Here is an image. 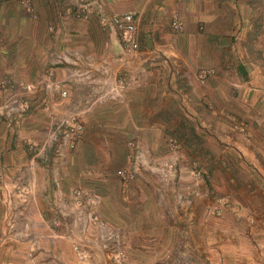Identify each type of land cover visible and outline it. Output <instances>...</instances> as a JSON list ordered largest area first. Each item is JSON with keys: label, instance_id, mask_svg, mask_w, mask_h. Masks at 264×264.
<instances>
[{"label": "rangeland", "instance_id": "obj_1", "mask_svg": "<svg viewBox=\"0 0 264 264\" xmlns=\"http://www.w3.org/2000/svg\"><path fill=\"white\" fill-rule=\"evenodd\" d=\"M79 1L71 0L63 7L78 16L76 9ZM1 2L0 27L14 26L10 17L16 15L15 7H11L6 14L2 4L4 1ZM10 2L17 7L23 5L25 14L36 20V6L32 0ZM89 2L91 12L87 18L75 17L77 20L67 25L74 27L70 35L63 38L61 50L53 56V60H59L58 55L66 53L70 62L52 63L48 58L42 59L44 67L40 75L35 76L36 69L34 72L29 70L28 73H34L36 78L31 79L30 76L27 81L15 80L10 74L0 77V80L15 83L13 87L0 88V264H14L15 260L23 264V259L28 264L33 260L35 264L222 263L219 256L211 255L207 250L209 243L212 245L206 232L207 222L236 217L254 222L252 211L244 210L242 213L238 200L254 206L264 204V172L255 171V167L264 168V156L255 164L245 163L236 157L237 152L233 149L236 138L229 139L235 131L246 132L251 115L247 112L216 114L210 120L211 127L205 126V130L198 125L199 130H192L197 134L195 136L183 124H177V127L164 131L168 137L165 144L149 147L141 146L134 137L127 139L131 137V131H128V136L127 131L96 130L95 126L88 129V121L95 119L98 106L105 103L106 98L100 99L101 95L105 96L100 85H106L108 92L114 96L121 92L114 89L111 79L103 83L98 81L101 77L98 74L108 72L107 63L98 62L94 57L82 53L84 57H79L80 52L70 53L66 48L65 43L74 45L80 40L84 43L85 37L88 46L110 42L111 34L118 40L119 34L113 33V29L106 24L113 14L97 16L99 0ZM44 8L40 22L45 21L46 24L37 26L44 27L42 34L47 32L48 40L49 34L55 31L56 23L53 22L59 15L53 17L56 8ZM173 19L170 29L183 31L178 17L175 19L181 24V29L174 27ZM79 22L87 28L83 34H79ZM228 22L234 26L233 18ZM37 26L31 25V35ZM39 37L37 35L31 44ZM220 37L218 39L222 42L214 43L216 53H221L230 61L240 58L237 52L233 57L223 50V44L227 46L234 42L235 35ZM207 38L206 43H210V35ZM252 41L254 43L255 39ZM250 52L254 53L255 50ZM114 63L116 61L108 65L114 66ZM55 65H66V72L70 68L69 75H74L69 78L72 83L55 74L49 75ZM78 71L88 73L75 75ZM51 80L63 84L67 90L65 97L51 94L52 90L47 86ZM67 83L73 91L84 88L85 95L88 92L86 98L81 102L79 97L70 95ZM25 84L33 85L32 90L24 91L21 86ZM50 102L57 105L54 110L48 109ZM38 110L44 113L39 120H34ZM71 111L79 112L82 132L74 137V147L63 145L59 149L60 135L53 132L57 131L58 120L66 119ZM38 123L43 125L44 130L47 127L39 137L30 131ZM25 127H28L27 132L21 134ZM186 131L187 135L184 134ZM257 131L260 132L254 130L255 133ZM27 133L29 138L23 140ZM199 135L206 139L201 140ZM19 140L23 145L20 152L16 146ZM130 143H136L138 147L130 149ZM262 148L264 152V144ZM160 150V155L152 154ZM136 151L142 152L143 161L139 170L127 177L125 171L131 169L132 154ZM253 165L255 167L251 169ZM94 217L100 218L105 233L113 234V239L98 236L99 228L89 224ZM3 219L7 226L3 225ZM32 230V233L24 236ZM31 235L33 237L29 238ZM23 239L29 242L27 250L23 252L19 249L18 253H13L16 247L22 245ZM5 244L10 245L7 247ZM77 247L86 254L85 260L78 257ZM3 248L12 254L7 257Z\"/></svg>", "mask_w": 264, "mask_h": 264}, {"label": "crops", "instance_id": "obj_2", "mask_svg": "<svg viewBox=\"0 0 264 264\" xmlns=\"http://www.w3.org/2000/svg\"><path fill=\"white\" fill-rule=\"evenodd\" d=\"M10 1L13 0L1 2L6 14L11 7H15L16 15L10 17L14 26L0 27V77L2 74H10L15 80L27 81L30 76L34 79L40 75L45 58L52 63L70 62L66 53L58 55L59 60H53V56L61 50L63 38L70 35L74 27L71 24L77 20L70 9L63 7L71 0H32L36 6V20L25 14L22 4L24 9ZM99 3L96 15L100 17L125 11L135 12L139 49L124 56L119 36L116 40L113 34L110 35V42L100 44L88 46L86 37L84 43L81 40L74 45L65 43L70 53L80 52L79 57L88 55L98 62L107 63L108 72L98 74L101 76L98 78L99 83L112 80L118 74H122L125 80L124 91L115 96L108 92L106 85H100L105 92L101 100H109L105 99V103L98 106L95 119L88 121V129L95 126L96 130L127 131V135L131 131L132 135L127 139L134 137L138 144L149 147L165 144L168 137L164 131L177 127V124H183L195 136L197 134L192 130H199L198 125L205 130V126L211 127L210 120L216 114L247 112L251 119L247 121L246 132L235 131L229 139L236 138L233 140V149L237 152L236 157L245 163L255 164L264 156L263 148L261 150L264 144V0H99ZM45 6L47 10L56 8L53 17L59 15L56 22H53L56 23L55 31L49 34L48 40L47 32L42 34L44 27L37 26L46 24L45 21L40 22ZM176 16L184 29L181 32L170 29L171 19ZM231 18L234 26L229 25L228 19ZM69 23L70 27H67ZM79 24V34H83L87 28ZM31 25L37 26L33 35L29 31ZM225 34L235 35V41L227 46L223 44V50L233 57H236L237 52L240 58L230 61L221 53H216L214 43L222 42L218 37ZM37 35H40L39 40L31 44ZM209 35L211 41L206 43ZM252 39H255L254 43ZM253 49L255 52H250ZM113 61H116L115 65L112 66V63L109 66L108 63ZM34 69L36 77L34 73H28L29 70L34 72ZM201 69L212 70L213 74L201 80ZM52 70L54 73H49L50 76L55 74L58 78L72 81L69 79L71 70L67 68L66 72V65H55ZM66 87L69 94L74 98L79 97L81 102L88 95V92L85 95L84 88L73 91L69 83ZM56 107V104L50 102L48 109L54 110ZM43 113L38 110L33 119L39 120ZM27 128L22 129L21 134L27 132ZM255 129L260 132L255 133ZM45 130L38 123L30 131L39 137L40 132ZM25 138H29L28 133L22 137L23 140ZM199 138L206 139L203 135H199ZM21 140L20 143L16 142L18 152L23 147ZM1 143L0 138V148ZM155 151L153 155L161 154V150ZM27 159L30 161L31 158ZM251 167L254 169L255 165ZM255 171L262 173L264 168L258 166ZM238 201L242 213L244 210L252 211L250 213L254 222L241 219L243 217L239 220L237 217L211 219L207 222L206 232L212 245L209 243L207 250L211 255L219 256L222 260L219 264H264V204L257 203L254 206L249 202ZM32 222L35 225L33 219ZM3 225L7 226L4 219ZM32 232L27 231L24 236ZM22 242V247H16L13 253H18L19 249L23 252L27 250L29 242L24 239ZM5 245L8 247L10 244ZM4 250L7 257L12 254L8 249ZM22 263L28 264L24 259ZM14 264H18L16 260ZM30 264H35V261Z\"/></svg>", "mask_w": 264, "mask_h": 264}, {"label": "built area", "instance_id": "obj_3", "mask_svg": "<svg viewBox=\"0 0 264 264\" xmlns=\"http://www.w3.org/2000/svg\"><path fill=\"white\" fill-rule=\"evenodd\" d=\"M79 6L76 9V13L78 16H80L82 19L87 18L88 14L91 12V2L89 0H80ZM173 25L177 29H181V24H179L175 17H173ZM106 24L108 27L114 29L120 37V43L121 47L124 53L131 54L138 50L139 44L137 42V39L135 37L136 33V24H137V16L135 12L133 11H125L119 14H113L111 15L108 20L106 21ZM77 58V57H76ZM61 60V58H60ZM64 58L62 59V61ZM65 61V60H64ZM63 61V62H64ZM67 61V60H66ZM76 63V62H75ZM80 71L74 73L78 76H84L88 72L79 73ZM71 73V72H70ZM212 75V71L208 69H202L200 71V78L201 80H205L209 78ZM73 74H70V77L73 78ZM113 84V83H112ZM15 83L11 82L10 80L1 79L0 80V88L6 89L8 87H13ZM51 90V94H59L62 97H65L67 95V90L63 87V84H61L59 81L51 80V82L47 85ZM125 83L122 77H117L116 83L114 84V89L117 91H122L124 89ZM46 87V86H45ZM21 88L29 92L32 90L33 85L31 84H25L22 85ZM102 96H100L101 99ZM20 106V105H18ZM83 111V110H81ZM70 116H68L64 120H58L57 123V131L53 132L55 134L60 135V146L59 149H62L63 145H68L69 147H74V137L78 136V133L82 132V126L80 122L78 121V115L79 112L71 111ZM55 130V129H54ZM53 130V131H54ZM52 133L51 138L54 140V134ZM130 149H135L138 146L136 143H130L129 144ZM134 158H132V167L131 169L125 171V176H132L139 170V165L143 161L141 158L143 157L142 152L136 151L135 154H132ZM124 177V176H123ZM89 224L94 225L95 227L99 228L98 236H102L104 238L113 239V234H106V229L103 226L102 221L98 217H94L90 219ZM94 227V228H95ZM87 230V229H86ZM113 249V247H112ZM76 252L78 253V257L85 260L86 254L79 250V247H77Z\"/></svg>", "mask_w": 264, "mask_h": 264}, {"label": "clouds", "instance_id": "obj_4", "mask_svg": "<svg viewBox=\"0 0 264 264\" xmlns=\"http://www.w3.org/2000/svg\"><path fill=\"white\" fill-rule=\"evenodd\" d=\"M119 14V13H118ZM75 17H78V16H75ZM135 37H136V33H135ZM137 39V38H136ZM119 40H120V37H119ZM138 42V41H137ZM139 44V43H138ZM120 45H121V43H120ZM122 48V47H121ZM139 49V48H138ZM123 51V50H122ZM138 51V50H137ZM124 53V52H123ZM132 54V53H131ZM202 70V69H201ZM209 70V69H208ZM212 71V70H211ZM212 74H213V71H212ZM122 74H118V76L117 77H122L121 76ZM117 77L115 78H113L114 79V82H113V79L111 80L112 81V83H113V85L116 83V79H117ZM211 77V76H210ZM123 78V77H122ZM123 80H124V78H123ZM124 83H125V80H124ZM126 86V85H125ZM125 86H124V89H125ZM124 89H123V91H124ZM102 96V95H101Z\"/></svg>", "mask_w": 264, "mask_h": 264}]
</instances>
